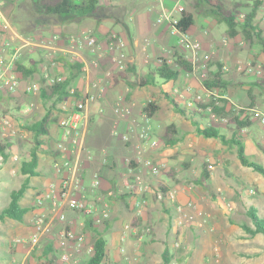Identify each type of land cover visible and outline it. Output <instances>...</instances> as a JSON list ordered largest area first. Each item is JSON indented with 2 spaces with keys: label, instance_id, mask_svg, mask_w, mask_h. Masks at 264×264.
<instances>
[{
  "label": "crops",
  "instance_id": "obj_1",
  "mask_svg": "<svg viewBox=\"0 0 264 264\" xmlns=\"http://www.w3.org/2000/svg\"><path fill=\"white\" fill-rule=\"evenodd\" d=\"M221 1L227 9L235 8L240 13H247L254 2L253 0ZM262 5H264V0H261L260 4L257 6L256 14L257 10H259ZM99 6L101 9L95 16L77 17L70 22H60L55 15L45 14L42 13V11L36 10L30 0H0V58L3 60V63H0V69L5 72L4 75L10 73V70L19 75V88L14 94H20L19 98L21 100H23V97L26 95L38 94L39 91L32 93L25 92V86L40 84V78L45 74L51 75L58 72L61 74L60 72L65 71L63 68V61L74 56L78 62L82 63L83 72L76 75L71 86L76 87L80 94L88 91L91 83H94V81L96 86L104 85V83L108 81L117 92L115 98L119 102V105H121V108L125 107V109L129 110L130 105L131 107L135 103L139 105L133 97H131L130 101H126L128 99L126 98V94L132 89L131 82L134 78L133 74L139 72L140 66H144V69H147L146 65H148L151 60V56L146 53L147 41L151 40L153 44L167 51V55H158V57L153 60V67L150 70L148 68V72H156V68L162 58H165L172 67L171 64H174V52L183 54L184 57L185 53H187L183 45L178 42V37L171 33L170 21L163 15L164 9L168 16L171 13L172 17H178V10L176 8L179 6L189 9L190 12L193 13L194 22L195 13L192 8L197 9L199 6V14H201V17H204L206 21V25L200 27V31L198 28L191 29L192 35L190 33L189 35L199 40L200 59H202L203 54L208 53L211 60L214 61L208 69L215 71L216 63L218 64V62L223 63L221 66H226V64H228V66H226L227 69L222 71V75L230 84L226 89H214L215 92L218 93L217 96L225 98L226 110H229L233 105L237 106L238 103L250 104L247 92L252 81L257 80L262 82V86L264 87V71L262 68L264 54L260 50V45L256 42L245 43V39L241 32L235 37H229L226 32V25L223 33H221V38L216 40L209 26L221 22L211 15L205 0H162V3L156 0H100ZM263 16L264 14L262 17ZM255 17L253 21L264 32L262 17L260 21L255 20ZM50 24L59 25V28L53 32L52 37H50L48 41L37 39L39 35L36 30L37 27L42 25V28H46ZM187 29L190 30V26ZM85 32L94 34L98 44L96 43L92 48L88 46L84 48L74 46L72 39ZM112 33H115L118 37L117 40L122 43L121 50L125 51L134 69L133 71H129L123 80H118L117 85L120 86L119 88L113 85L116 83L114 76L123 70H120L118 66L115 68V48L109 46V39ZM113 41L116 43L115 39ZM245 48H247L248 51H245ZM140 50L145 52L146 55L141 56L142 52ZM14 54H16L15 60L11 62V56ZM52 60H56V63L51 64ZM33 62H35L34 66L36 67V72L27 77H22L21 73L16 70L17 63L25 67H30ZM248 63H250L251 68L247 67ZM241 67L247 68L245 73L239 70ZM198 69L199 65H194L191 73L181 71L176 80L159 83L161 84L159 90L161 91L162 89L170 94L169 90H171L173 82H177V84L180 82L179 85L182 84V91L193 94L196 93L197 96L199 95L201 98L205 97L206 88L202 84V81L197 79V75L200 74V76H202V73H199ZM131 72H133V74L130 75L129 73ZM143 76L145 75H139L137 78ZM127 80H130V82H127ZM235 80H237V82H235ZM169 82L171 83L170 85H168ZM235 84L237 86L231 87V85L233 86ZM166 86L168 87L166 88ZM104 89L105 88H100L99 93L101 94ZM116 89L123 91L118 92ZM239 89H244L247 97L244 98L242 93L239 92ZM173 90L175 93L178 92V88H173ZM3 91H5V88L2 85L0 86V95L3 94ZM252 95L254 94L252 93ZM172 96L173 94H170V97ZM173 99L175 101L177 100L176 97H173ZM261 100L264 102V93L262 94L261 91H258L256 98H253L251 107L264 110ZM168 105L170 106L171 104L166 102V106ZM87 113L91 116V123H93L94 117L89 107ZM180 115L182 118L178 117L176 120L180 124H183L182 132L178 128V125L175 124L178 132L177 136H179L180 139L172 147H165L162 151H153L151 153V158H153L156 163H161L163 166H166V169L171 168L173 163L177 164L183 161L185 156V154L182 153L184 151L182 147H185L184 141L199 136H196L195 126L191 125V119L187 120L184 115ZM139 121L140 119L138 116L133 113H131L130 116L127 112L120 114L112 123V136H110V134L105 135V139L103 138L104 141L95 144L93 147L88 146L86 137L88 130H86L84 137L86 149L80 156L82 166L80 188L81 193L84 195L85 203L93 204L94 212L92 215H84L80 211L66 208L63 211L66 219L60 220L49 208H37L34 206L32 197L29 198L27 204H22V200L28 190L31 191L29 193L35 194L37 190L39 191L47 185L51 179H58L59 177L52 170L51 163L53 154L49 155L51 157L49 163H42L37 166L38 173L30 178V185H28L20 203L21 206H27V212L31 210L32 216L30 218L24 217L20 222L15 220L20 224V226L16 227V230L18 233H24L20 235L21 238H27L36 231L34 222L36 216L40 213L45 216L47 225L45 226V230L39 234V240L36 243L37 253L33 252L35 245H30L28 242H14L16 251L22 253L23 256L19 264L24 260H27L30 264H46L50 258H53L51 264H86V257H81L76 262H64L60 260L61 253L69 246L66 239L62 236L63 227L65 226L75 232L84 233L86 239L91 243L97 237L101 236L100 234L97 236L95 233H100V231L110 226L115 227L119 223L121 229L116 230V235L120 244L119 249L122 247L124 251L121 252L119 250V254L114 257L113 260H111L107 251V263L163 264L162 256L164 253L167 259H169V262L164 264L191 263V253H194V251H192L194 247L192 241L193 236L191 240L192 244L188 245L187 254L182 255L181 252H178L179 249L177 245L182 243L184 237L182 232H180L179 235H175V230L178 227L184 228L185 225H180L178 223L179 213L176 211V207L180 203H186L190 200L199 201L198 192L192 191V188L187 186L186 178H182L185 174L183 170L176 171L175 174L178 179H174L168 177V172L163 173L164 170L162 174L159 172L157 175H150L147 171V167L141 164L137 165L133 161L129 163L128 160L130 157H133L135 150V147H133V150L132 146L138 142L136 141L134 143L135 133H131L132 136L130 137H133L132 141L129 143H122L120 135L119 137H115L118 135L116 129L118 127L134 129ZM53 124L57 127V130H55L53 134L56 139L59 128L56 123ZM213 126L225 134L222 129L223 126ZM184 131L189 133L182 134ZM245 132H247L246 129L241 130L243 141L247 139V137L243 135ZM263 136L264 134L261 135L262 138ZM261 146L264 147V144ZM131 150H133L132 154ZM252 150L254 153L261 151L256 144L253 145ZM146 152L149 153V151ZM261 153L263 152L261 151ZM181 167L183 166H180V169ZM242 167L244 168V166ZM191 171L193 173L191 177L198 179L200 176V168L194 164ZM209 174L211 176L212 171H210ZM134 175L140 176L141 179L150 186V188L147 187L142 193L141 199L143 206L139 208L138 215V208H134V201L139 195L124 190L125 181L130 177L132 178ZM158 182L164 183L159 184L160 191L153 189L154 185L158 184ZM219 188L221 190L222 187ZM164 189H166V193L163 194L162 192H165ZM26 196L28 198V194ZM200 202L199 203L202 205L210 206L209 200L204 199L202 195ZM103 212L107 213L106 217L103 216ZM98 218L101 219V222L97 221ZM87 219H91L89 225L87 224ZM193 220H195L194 223H196V225H200L199 223L201 220L199 217H195ZM206 221L207 219L204 218L203 225ZM134 222L135 224L133 226L129 225ZM147 227L149 231L146 230ZM200 235L204 238L202 240L207 241L203 234ZM17 237L19 238V236L16 235L15 239ZM208 244H210L209 241ZM207 245L204 244L202 255L206 254L208 259H210L209 264H212L215 262V258L208 252L210 250L207 248ZM12 264L18 263L14 262Z\"/></svg>",
  "mask_w": 264,
  "mask_h": 264
},
{
  "label": "rangeland",
  "instance_id": "obj_2",
  "mask_svg": "<svg viewBox=\"0 0 264 264\" xmlns=\"http://www.w3.org/2000/svg\"><path fill=\"white\" fill-rule=\"evenodd\" d=\"M253 4L255 0H253ZM200 6V5H199ZM198 6V7H199ZM198 7L192 8L195 13V22L190 26V30L187 29L188 33L192 35L191 29L198 28L200 31V27L206 25V21L204 17H201L199 14ZM264 14V5L257 10L256 19L260 21L262 15ZM200 16V17H199ZM42 25L37 27V32L39 33L37 39H41V41H48L50 37H52L53 32L59 28L58 24H50L46 28H42ZM210 30L214 34V38L220 39L221 33H223L225 29L224 22L215 23L214 25H210ZM189 28V27H188ZM80 35V34H79ZM82 35V34H81ZM97 43V38L95 40V45ZM146 43V42H145ZM98 44V43H97ZM93 45V46H95ZM92 46V47H93ZM90 47V48H92ZM146 53L151 56V60L147 66V69H144V66L139 67V72L133 74V72L129 73L133 74V81L136 80L139 75H146L147 70L153 67V60L158 57V55H167L166 50H162L160 47L156 46L152 43L151 40L147 41L146 45ZM166 49V48H164ZM141 51V50H140ZM245 51H248L245 48ZM141 56L146 55L145 52L141 51ZM114 60L118 57H121L124 62L127 64L130 62L127 58V54L123 50L115 49L114 51ZM73 60H76V57H71ZM70 58V59H71ZM68 59L67 61H70ZM64 60L63 62H65ZM214 61L210 59L206 60L205 68L199 67V73L204 72V76H198L197 79L202 80L206 76V72L208 67L213 64ZM218 64L222 65V62H218ZM172 67L175 65L172 63ZM118 65H115V68ZM228 66V64H226ZM65 69L64 72H60V76L68 75L67 64L63 65ZM217 68V63L216 67ZM221 71L224 69L221 67ZM125 70V69H124ZM242 73L246 72L247 68L241 67L239 69ZM59 73V72H58ZM142 73V74H141ZM55 74V73H54ZM41 77V76H40ZM43 77L40 78V81ZM123 80L120 77H117L116 83L113 84L114 87L119 88L117 85L118 80ZM257 79V78H254ZM105 80V79H104ZM20 81V80H19ZM125 81V80H124ZM254 80L252 82H256ZM130 82V80H127ZM237 82V80H235ZM259 82V81H257ZM180 83V82H179ZM177 82H173V86L171 87L170 94L177 98V103L180 107H184L187 110L184 115L185 118L193 119L198 122L202 127L204 126H223L225 134H230V126L231 123L229 121L230 118L234 115H242L245 117H250L251 114L248 113V109L252 106L251 104H241L238 103L237 106L233 105L229 109V115L226 116L227 122L219 120L217 115V120L212 116V111L209 107H201L200 104L205 105L209 100L219 101L221 98L217 96L218 93L213 89L212 92L214 94H210L209 96L205 95L202 99L196 101V93H189L182 91V84L179 85ZM259 85L251 86V93H253L254 98H256L258 91L264 93V87L262 86V82ZM124 84V83H123ZM171 83L169 82L168 85ZM237 86L231 85V87ZM124 87V86H123ZM161 84L157 83L155 86H145V87H136L132 86V89L126 94V101H130L131 97L135 99L139 103L133 104L132 107L130 105L129 112L127 114L133 113L137 115L140 121L138 125L134 129H125V127H118L116 130L117 134L115 137H119L122 134H130L132 131L135 133V141H138L132 146L135 147L137 144H142L145 155L151 156V153L154 151L159 152L165 149L162 141V134L166 131V126L170 124H177L178 128L182 132L183 124L177 122V118L181 117V115L175 110L172 105L166 106V102H169V98L164 96L162 92L159 90ZM168 86H166L167 88ZM100 88H105L101 94ZM173 88H178V92H174ZM118 92L123 91L120 89H116ZM242 95L245 97L246 92L244 89H239ZM18 91V90H17ZM89 91V100L88 107L93 113L94 121L92 122L91 116H89V128L86 134L87 143L89 147L95 146V144L103 142V138L105 135L111 133V126L115 118L119 117L121 113H116L115 108H121L119 102L116 100L115 95L116 91L111 86V84L106 81L104 85H95L91 83ZM183 92V93H181ZM134 93V94H133ZM20 94H9L6 90L3 91V94L0 95V141L3 143L7 141L12 144L9 150V157L6 162L0 165V210L8 203L9 201V192L11 189L17 188L24 176H21L19 172V166L21 160L24 158H28V150L32 145V134L23 130L22 125L25 123H31L34 120L38 119L44 113L46 106L40 99L37 93L29 94L23 97V100L19 98ZM33 95V96H32ZM149 99H154L159 103V110L152 117H146L142 112V106ZM193 101L195 106L188 108L186 106V101ZM170 103V102H169ZM262 106L264 107V102H262ZM125 110V107H123ZM194 114V115H192ZM198 114V115H197ZM91 118V119H90ZM182 118V117H181ZM252 125L245 128L247 132L243 135L247 137L244 141V149L245 155L249 160H253L256 162L264 163V154L259 151L258 153L253 152V145L256 143H261L263 145V138L261 135L264 134V126L261 125L257 120L252 119ZM148 125L149 133L151 138H156L159 141V145L157 148L150 149L148 145L144 141H139L142 126ZM188 125V124H187ZM191 125H193L191 123ZM263 129H262V127ZM176 127V126H175ZM57 130L56 125L53 123L50 124L49 134L44 137L45 144L43 149L46 150V153L40 154V164L49 163L51 161L50 152L54 147L55 138L54 132ZM189 133L184 131L182 134ZM256 134V135H255ZM198 134H196L197 136ZM255 135V136H254ZM105 139V138H104ZM187 139V138H186ZM133 140V137H130L129 140H122V143H129ZM185 147H182L184 150L182 153L185 154L184 159L180 163H173L171 168H167L166 166H161L159 172L162 174L163 170L168 172V177L178 179L175 174L176 171L183 170L184 176L182 178H186V184L192 191L198 192L199 201H193L197 204L198 208H201L205 213V219L207 221L203 225H196L194 223L195 220L190 219L188 221H183L180 225H185L184 228L178 227L175 230V235H179L182 232L184 240L182 243L177 245L179 249V253L182 255H186L188 252V245L192 244V236H193V250L194 253H191L190 264H209L210 259H208L207 255H202L204 251V244L210 250L209 253L215 258L214 263L212 264H264V239L263 237L257 233L255 235L248 234L243 227L246 224L250 223V218L247 215V208L250 205H254L257 208V213L260 217H264V177L261 176L256 171H253L249 167H242L238 160L235 157V147L224 145L217 138H206L199 135L197 138H193L188 141H184ZM131 150V154L133 153ZM146 151H149L147 153ZM147 153V154H146ZM16 156V158H14ZM126 158V157H125ZM192 159V160H191ZM126 161V159H125ZM127 162V161H126ZM129 164V163H128ZM160 164V163H158ZM196 164L197 167L202 170L203 168H207L209 171H212V177L210 176L208 181H204L202 183L195 177H191L192 166ZM208 164H212L214 166V170H210L208 168ZM180 166L181 167L180 169ZM159 174V173H158ZM255 176V178H254ZM199 178V177H198ZM211 178V179H210ZM32 180V179H31ZM159 184H164L162 182H158V184L154 185L156 191H160ZM162 186V185H161ZM164 186V185H163ZM222 187L224 189L220 188ZM148 188H150L148 184ZM201 190V191H200ZM251 190V191H250ZM166 193V189H164ZM31 191H27L28 198L25 197L22 200V204H27L29 198L32 197L34 201L35 194L29 193ZM201 195L204 199L209 200L210 206L200 204ZM191 201V200H190ZM200 202V203H199ZM32 216L31 210H29L24 217L30 218ZM133 226L134 224H129ZM20 226L18 222L13 219L5 218L4 220H0V264H12L14 262L18 263L23 258L22 253L16 251V246L14 245V240L16 235L20 237V235L24 233H18L16 227ZM196 228V230H195ZM198 228V229H197ZM89 229V228H88ZM120 223L115 227H107L105 230L100 231V233H95L97 236L100 234L106 239L105 248L109 253L111 260L114 259L119 253V241L117 239L116 230H120ZM149 229V228H148ZM91 230V229H89ZM206 237L207 241L202 240V235ZM176 237V236H175ZM195 239V240H194ZM191 251V250H190ZM34 253H37L36 244L33 249ZM21 264H30L27 260H24ZM101 264H109L107 262Z\"/></svg>",
  "mask_w": 264,
  "mask_h": 264
},
{
  "label": "trees",
  "instance_id": "obj_3",
  "mask_svg": "<svg viewBox=\"0 0 264 264\" xmlns=\"http://www.w3.org/2000/svg\"><path fill=\"white\" fill-rule=\"evenodd\" d=\"M33 7L42 11L45 14L55 15L60 22H70L73 19L79 17H89L95 16L101 7L99 6L100 0H30ZM209 7L211 15H213L218 21L224 22L226 25V32L229 37H235L238 33H242L245 39V43L256 42L260 45V50L264 54V32L260 29L256 23L253 21L257 6L260 4L261 0H256L251 6L250 10L245 13L243 19L239 18V13L235 8L227 9L221 0H205ZM200 4V3H198ZM197 4V5H198ZM194 22V15L189 9L182 8L179 12L178 21L175 23V27L185 32L189 26ZM173 62L175 67L172 68L165 58L160 60L159 65L156 68V72H148L143 77H138L136 80L131 82V86L145 87L148 85L155 86L158 83H165L167 81H174L179 77L181 71L191 73L193 71L194 64L190 62L183 54H178L177 52L173 54ZM67 64L68 75L63 76L61 81H57L53 84L45 83V80L40 81V87L38 95L40 99L45 104L46 109L41 117L34 120L31 123H25L22 125L23 130L30 132L32 134V145L28 150V158L21 160L19 166V172L21 176H24L21 184L9 192L8 203L0 210V220L5 218L18 220L19 222L23 220L24 214L27 212V206H21V199L25 195V191L30 185V178L37 175L39 166V156L41 153H46L47 151L43 149L45 144L44 137L49 134L50 124L56 123L58 117L60 116L59 103L63 101L71 87L72 81L83 72L82 63L78 60L70 59V61H65L63 64ZM25 67L22 64H16V70L21 73L22 77H27L34 72H36V67L34 66ZM222 66L217 64L215 71L207 70L206 76L202 78V84L207 90H212L215 88L222 89L227 88L230 84L223 77V72L221 71ZM262 68L264 71V62H262ZM133 65L128 62L125 70L119 72L114 76L115 81L117 77L124 79L129 71H133ZM260 82H251L250 88L248 89V98L250 99V104H253V95L251 93L252 85H259ZM164 96L169 98L170 104L175 108V110L180 114H186L187 110L184 107H180L173 99L170 94L161 89ZM77 96H80V92L77 91ZM201 107H209L212 113L216 114L218 117H225L229 115V110L225 109L224 99L219 101L209 100L207 104ZM159 110V104L154 99H149L143 106L142 112L146 117H152ZM194 115V114H192ZM91 119V118H90ZM230 134L226 135L219 129L212 126H200L198 122L191 120L193 126H195L196 134L201 135L206 138H217L224 145L235 147V157L238 162L244 166L249 167L253 171H256L261 176L264 177V163L249 160L245 155L244 141L241 133L242 129L249 127L252 121L249 117L242 115H234L229 119ZM177 129L175 125L170 124L166 126V131L162 134V141L165 147H172L180 139L177 136ZM11 143L8 138L6 142L0 141V165L7 161L9 157V150ZM256 146L261 149L264 154V147L260 143H256ZM54 152L51 150L50 154ZM131 163V162H129ZM209 170L203 168L200 170V176L198 178L199 182L202 183L209 179ZM128 194V193H127ZM247 215L250 218V223L246 224L244 230L250 234L255 235L259 233L264 239V217H260L257 213V208L254 205H250L247 208ZM91 223V219H87V224ZM135 224V222L133 223ZM106 240L99 236L93 242V253L91 254L87 264H101L107 260V250L105 248ZM163 264L169 262L166 254H163ZM53 258H50L46 264H51Z\"/></svg>",
  "mask_w": 264,
  "mask_h": 264
},
{
  "label": "built area",
  "instance_id": "obj_4",
  "mask_svg": "<svg viewBox=\"0 0 264 264\" xmlns=\"http://www.w3.org/2000/svg\"><path fill=\"white\" fill-rule=\"evenodd\" d=\"M162 3V0H156ZM162 7V6H161ZM178 17L179 12L182 7H177ZM175 9V10H176ZM163 15L170 21L171 33L178 37V42L183 45L187 50L185 53V58H187L194 65H199L201 68H205L206 60L210 59L208 53L203 54L202 59L199 56L200 43L199 40L192 38L187 31L183 32L178 30L175 27V23L178 21V17H172L170 13L169 16L165 13L163 9ZM246 12H241L239 18L243 19ZM264 22V16L262 17ZM116 40V43L113 40ZM118 37L115 33H112L109 39V46L115 49H122V43L117 40ZM96 36L92 33H83L80 36H76L72 39L73 45L78 46V48H84L85 46L92 47L95 45ZM16 54L11 56V62H14ZM124 57V56H121ZM118 57L115 62L118 65L120 70H124L127 64L124 60ZM0 63H3L2 58H0ZM56 60H52L51 64H55ZM248 68H251L250 63L247 64ZM223 69H227L225 65L222 66ZM12 69V68H11ZM7 75H4V71L0 69V86L3 85L5 90L9 94H14L19 88V75L13 73L12 70ZM204 76V72L202 73ZM45 83L53 84L57 81L63 79L59 73L55 74H45L43 75ZM40 84L26 85L25 92H38ZM77 88L71 86L69 88V93L67 97L59 103L60 116L57 120V125L59 128V133L55 139L53 150V160L51 163L52 170L57 174L58 179H51L47 185L37 190L35 194L34 206L37 208L47 207L50 211L60 219L65 220L64 209H73L74 211H80L84 215H92L94 212L93 204H86L84 201V195L81 193V162L80 156L86 149L84 137L86 130H88L89 124V115H88V100L89 92L86 91L81 93L80 96H77ZM214 94L212 90H207L206 95ZM196 101L202 99L199 95L196 96ZM186 106L188 108L194 107L195 104L193 101H186ZM210 109V108H209ZM116 113H125L129 112L128 109L124 108H115ZM248 113L251 114L249 117L250 120H257L261 125L264 126V110L257 107H250ZM212 116L217 120V117ZM219 120L227 122L225 117H219ZM149 126H142L141 132L139 133V141H144L150 149L157 148L159 141L156 138H151ZM133 129V128H132ZM134 134H122V140L126 141L130 139V136ZM264 138V136H263ZM142 144L136 145V150H134L133 157L129 158V162L133 161L137 165L141 164L147 167V171L150 175H157L161 166L163 164H158L151 158L149 155H145L144 148ZM16 158V156H14ZM210 170L213 169L212 164H208ZM124 190L126 192L130 191L133 194L139 195V197L134 201V208H138L137 215L139 214V208L143 206L142 202V193L147 189L148 184L145 183L140 176L134 175L125 181ZM171 196V195H170ZM176 211L179 213L178 223L183 221H188L195 217L200 218V225L204 223L205 213L201 208H198L197 204L193 201H187L186 203H180L176 207ZM103 216L106 217L107 213L103 212ZM94 219V218H93ZM98 222H101V219H97ZM36 226V231L30 234L27 238L17 237L14 242H28L30 245H35L39 240V234L45 230L47 225L45 216L43 214H38L34 222ZM129 226V225H128ZM149 231L148 227L146 228ZM62 236L66 239V242L69 244L67 249H64L63 253L60 255V260L64 262L73 261L76 262L81 257H86L85 263L89 260L91 254L93 253L92 242L86 239V236L82 232H75L70 228L65 226L62 229ZM121 252L124 251V248L119 249Z\"/></svg>",
  "mask_w": 264,
  "mask_h": 264
}]
</instances>
